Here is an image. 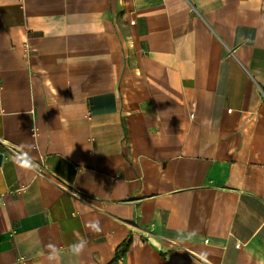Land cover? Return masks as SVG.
<instances>
[{"label":"crops","instance_id":"crops-1","mask_svg":"<svg viewBox=\"0 0 264 264\" xmlns=\"http://www.w3.org/2000/svg\"><path fill=\"white\" fill-rule=\"evenodd\" d=\"M0 152V264H264V0H0Z\"/></svg>","mask_w":264,"mask_h":264},{"label":"clouds","instance_id":"clouds-1","mask_svg":"<svg viewBox=\"0 0 264 264\" xmlns=\"http://www.w3.org/2000/svg\"><path fill=\"white\" fill-rule=\"evenodd\" d=\"M13 162L17 164L18 167L29 172H36L39 168V165L34 162L32 157L29 155V152L24 151L23 148L17 151ZM87 227L94 233H99L102 231L99 220L90 221ZM87 243V240L80 239L77 242L69 245L68 251L73 255L79 256L84 252ZM46 247L48 249L47 260L49 264H59L60 252L57 246L50 242Z\"/></svg>","mask_w":264,"mask_h":264},{"label":"trees","instance_id":"trees-1","mask_svg":"<svg viewBox=\"0 0 264 264\" xmlns=\"http://www.w3.org/2000/svg\"><path fill=\"white\" fill-rule=\"evenodd\" d=\"M129 243H130V239H128V240L125 242V244H124V250H126V249L129 247ZM119 257H120L119 254H117V255L115 256V260H117Z\"/></svg>","mask_w":264,"mask_h":264},{"label":"water","instance_id":"water-1","mask_svg":"<svg viewBox=\"0 0 264 264\" xmlns=\"http://www.w3.org/2000/svg\"><path fill=\"white\" fill-rule=\"evenodd\" d=\"M2 159H3V153L0 152V163L2 162Z\"/></svg>","mask_w":264,"mask_h":264}]
</instances>
